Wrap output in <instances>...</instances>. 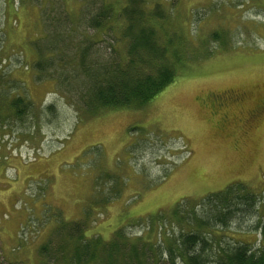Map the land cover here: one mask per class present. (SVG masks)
I'll return each instance as SVG.
<instances>
[{
  "label": "rangeland",
  "instance_id": "1",
  "mask_svg": "<svg viewBox=\"0 0 264 264\" xmlns=\"http://www.w3.org/2000/svg\"><path fill=\"white\" fill-rule=\"evenodd\" d=\"M159 1L171 6L162 24L188 40L184 71L141 107L84 112L58 71L76 66L88 37L95 55L122 48L88 20L128 0H0V104L29 103L21 118L5 107L0 122V264H68L74 235L98 238L97 254L111 248L118 264H172V253L185 264L170 238L197 225L169 217L149 229L147 216L183 198L214 216L225 206L200 199L232 183L242 189L227 207L244 210L203 230L206 264L231 242L264 248V0ZM36 45L47 47L39 55ZM42 57L51 64L41 72ZM225 90L240 102L218 105L211 95ZM115 229L140 245L137 256L110 247ZM155 233L160 248H143Z\"/></svg>",
  "mask_w": 264,
  "mask_h": 264
},
{
  "label": "trees",
  "instance_id": "2",
  "mask_svg": "<svg viewBox=\"0 0 264 264\" xmlns=\"http://www.w3.org/2000/svg\"><path fill=\"white\" fill-rule=\"evenodd\" d=\"M170 9L171 6L167 9L159 0H128L127 4L122 6L118 12L111 7L101 6L95 9L88 20L89 25L102 31V34H111L112 41L121 42L122 48L118 51L112 48L108 52L100 49V52L95 55L92 50L94 42L88 37L79 45L76 66L60 67L59 82L65 93H70L75 98L73 102L79 110L97 112L105 108L141 107L184 71L185 62L189 59L183 53L182 45L179 44H185L188 40L185 38L186 36L182 35V32L168 29L162 24L164 18L169 15ZM113 12H115L113 16L115 20L112 18ZM112 20L115 21L116 27ZM115 31L118 32V35L114 34ZM45 47L47 45L41 48L36 45L34 49L37 54L41 55ZM66 56L63 54V57H60L62 63L64 60L69 61ZM49 64H51V59L43 57L34 61L37 70L41 72L46 70ZM5 102L0 104V122L7 116L5 107L11 111V115L15 118H21L29 106V103H24L23 98L19 95ZM237 102H240V99ZM224 114L223 117H226ZM235 185L237 183L229 184L200 199L199 204L224 205V209L227 208V210L223 209L221 213H215L214 216L209 215L208 212L204 216L198 215L193 206L183 198L176 202L172 209L170 207L165 212L159 210V212L148 215V227L153 229L154 226H161L169 217H173L172 221L176 223L183 222L188 225L195 223L196 228L193 229L190 225L191 230L183 236L170 238L168 248L170 250L175 248L173 252H178L185 264H206L208 256L204 253L207 247L205 246L206 241L201 236L203 230L208 226H214L215 223L227 224L235 216V211L244 210V208L231 209L227 207L233 203L232 198L237 195L236 192L242 189ZM240 197L244 199L245 205L253 207L251 200L254 197L253 194H243ZM183 204L185 206H182ZM182 207L189 208V210L184 212ZM262 230L264 233V227ZM112 236L110 247H115L113 245L116 244L115 248H118L119 251L128 248L130 256L139 254L138 246L140 245L126 242L127 236L121 229H115ZM135 239L140 240L141 238ZM98 241V238L74 235V250L66 258L68 264H100L99 260L106 264H118L117 260L122 255L119 254L117 257L111 248L104 254L102 252L97 254V248L100 246ZM161 241L160 234L155 233L150 245L143 248L155 246L160 248L157 244ZM231 243L227 248L221 247L217 251L220 255L215 257L213 264H264V248L251 250V247L245 242ZM199 247L200 249H198ZM172 254L170 258L174 264Z\"/></svg>",
  "mask_w": 264,
  "mask_h": 264
},
{
  "label": "flooded vegetation",
  "instance_id": "3",
  "mask_svg": "<svg viewBox=\"0 0 264 264\" xmlns=\"http://www.w3.org/2000/svg\"><path fill=\"white\" fill-rule=\"evenodd\" d=\"M232 93V94H231ZM233 95V96H232ZM212 99L214 100V98L216 99V103L218 105H221L222 107L226 108L229 106V104H233V103H237V101L242 98V94L241 93H236L233 91H221V92H216L213 93L211 95ZM212 104H214V102L212 101Z\"/></svg>",
  "mask_w": 264,
  "mask_h": 264
},
{
  "label": "bare ground",
  "instance_id": "4",
  "mask_svg": "<svg viewBox=\"0 0 264 264\" xmlns=\"http://www.w3.org/2000/svg\"><path fill=\"white\" fill-rule=\"evenodd\" d=\"M233 13V12H232Z\"/></svg>",
  "mask_w": 264,
  "mask_h": 264
}]
</instances>
